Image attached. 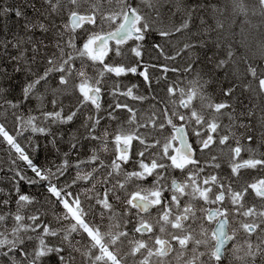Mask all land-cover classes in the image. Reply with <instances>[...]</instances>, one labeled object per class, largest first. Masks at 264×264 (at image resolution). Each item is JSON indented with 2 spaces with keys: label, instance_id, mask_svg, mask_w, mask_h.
<instances>
[{
  "label": "flooded vegetation",
  "instance_id": "flooded-vegetation-1",
  "mask_svg": "<svg viewBox=\"0 0 264 264\" xmlns=\"http://www.w3.org/2000/svg\"><path fill=\"white\" fill-rule=\"evenodd\" d=\"M93 13L94 12L90 11L84 14L93 15ZM72 14L73 12H71L69 16ZM111 14L106 16L105 21ZM58 15L59 14H56L55 16L58 17ZM94 15L97 16L96 13H94ZM97 18L100 19L98 16ZM93 22L94 20L85 21L75 29L70 28V31L73 33L79 32L82 28L86 27L88 23L92 24ZM135 29L139 31L140 34L146 31L145 28L142 27L140 17L135 24ZM70 31H68L69 39ZM149 33L147 38L145 34H142L130 39L124 44L111 42L110 49L112 48L113 51L109 49V51L103 54L95 53L92 44L87 51L92 58H97V55L99 56V59L95 60V62H93L92 59L87 60L89 67L86 69L90 74L95 70L90 68L94 63L100 64L112 57L109 52L115 55L119 54L124 57V59H126L125 55H127V59H130V61H120L123 67L119 71L126 70V72L105 75L104 78L97 83L99 96L95 99L82 98L80 102L78 101L82 104L81 108L75 113V118L77 116V119H79L78 115L81 113L84 115L83 119H88L91 125L89 139L92 140V143L88 153V176L90 178L87 183L91 185L92 189H89L90 191L85 193L86 197L84 196V199L87 201L82 202V206L79 210L77 208V210L78 217L83 218V226H91L92 229L90 233L92 235H94L95 232L98 233L96 241L99 242L94 243V240L88 237V239L92 240V244H88L87 247L94 251L102 250L101 247H105V250H109V245L106 243L109 239L106 232L110 231L107 227V221H112V223L116 224V232L112 231V236L115 233H119L120 235L123 233L124 236H129L124 238L122 247L116 251L117 253L109 251L111 257L117 259L118 264L162 263L163 260L172 258L177 251H181V244L177 247L174 244L175 241L168 237L162 239L159 237L158 241L152 242V236L154 234L153 229H155L152 222L158 215L161 218L170 220L169 223L173 230L183 233L191 232L193 236L190 238L188 245V249L191 250V255L189 252L185 253L181 251L183 255L181 259L177 261L173 260L171 264H236V257L235 254L231 252V249L240 244L241 240H251L252 238L254 240L259 239L257 237L255 238V236H250L246 232V228L249 227L253 221H257L258 218H253L245 214V211H248L251 205H254V207L257 206L253 201L252 194L256 199L257 196L260 198L263 197L262 195L259 196L257 191L259 192L260 189H263L264 186H262V183L264 179H258L255 184H252V172L251 175L246 174L244 176L243 172L238 171V174H236V172H233L231 169L235 168L234 162L238 157H241L243 161H259L262 166L261 168H263L264 158L260 155L259 150H263L264 153V140L261 138L262 144H256L257 138L252 128L251 121V119L255 121L254 118L248 120L238 116L240 115L241 108H232L227 111L230 104L225 98L227 96L226 86L210 82L180 83V81L183 80V74L181 68L176 66L179 77L177 76L175 81H179V87L181 88L173 92L172 87H170L169 93L165 94V96L159 100V104L165 107V104L170 101L175 108L179 109L180 114L178 115V112L173 110L167 115H146V118L152 117L155 122L160 123L159 127L161 131L164 130L165 133H169V135L173 137L172 149L169 150L167 158V166L171 170V172L168 171V177H171L172 180L171 187H168L169 191L163 196V201L162 197L159 196V203H156L154 200L155 197L152 195L150 196L147 193L146 195H136L131 191V186L133 185L131 184V179L136 180L132 182H142L141 180L144 179L146 180L145 182H149L152 177L145 176L142 178L136 176L135 173H133L134 176H131L126 173V168L123 166L126 164L129 167H134V163L138 161L140 157V153L137 152V145H144L147 141H138L136 144L137 138L131 136L129 138H131L132 143L126 146L119 147L118 140L111 142L117 129V120L121 119L118 118L121 114H118L119 111H116V107L112 102L114 98L118 97L117 109L122 111H127V104L130 103L138 102L135 106L148 103L147 99L144 101V99L136 98L135 93H132V91H137L135 86L140 84L149 87L152 86V70L150 69L145 79L141 78V68L148 66V60L142 56L141 52L140 58H131L130 46L133 43V47L139 49L140 45L134 42L140 41L141 39L144 41L146 38L142 46L143 51L145 45H147V47L151 45L155 50L154 44L159 41L160 37H158L154 31H150ZM99 36L100 35L95 36L92 42ZM154 52L155 51H153V53ZM120 56L116 58L117 62H119ZM177 58L179 59V57ZM172 59L174 60L171 56H166V60L169 62H172ZM77 61L84 63L80 58H77ZM59 62H61V58H58L56 64ZM172 66L175 65L171 63V67ZM172 69H168L170 73L173 72ZM95 73L97 74V72ZM168 76L169 79L167 84L170 86L176 85V83L173 84L169 81L172 80L171 75ZM55 78L57 81L55 80L56 83H54L59 86V77L55 76ZM105 79L110 80V82H105ZM78 80L79 77H77L76 81ZM223 86V91H221V87ZM260 86L264 87V84ZM257 87L256 91L258 92V97H264V89L260 88L259 85H257ZM143 88L147 89L145 86ZM119 89L127 91L126 93H120ZM114 90H117L121 95L117 94L116 97L115 94L112 93ZM89 91L90 90H88L86 96H88ZM155 97H153L154 101H156ZM165 109L167 112L169 111L168 108L165 107ZM189 115H195L196 117L193 121H187ZM245 116H251V114H245ZM110 121L114 122L112 130L108 129V122ZM128 121L130 125L126 128L131 130L133 129L132 123L135 121L132 119ZM194 122H197L196 127L194 126ZM76 123L79 122L77 121ZM86 128L89 132L90 126ZM179 128L182 129L183 135H187V152L191 157H185L176 151L179 145L176 130ZM110 142L111 144L113 143L111 153L104 146L108 145ZM94 144L97 146L96 148ZM100 147L105 151L103 152ZM93 150L101 151L105 155L93 156ZM136 155L138 157H136ZM149 155L152 158L154 157V155ZM140 162L146 163L143 158L140 159ZM109 166L113 167V169ZM241 166L242 164L240 163L239 170L242 169ZM228 171H230V174ZM210 172L215 173L216 176H210ZM260 172L263 175L261 169ZM219 173L225 174V177L219 179ZM122 174H124L125 177L129 175V178L122 180ZM56 175L58 176L59 173L57 172ZM183 181L186 182V185L188 184L191 188H196L199 191L200 207L202 209L201 213L197 212L199 209L185 205L184 196L187 186L184 188L182 187ZM175 185H177L176 188H174ZM119 188L122 190H119ZM237 190H239L238 194L236 193ZM96 193L99 194L98 197L93 198L96 197ZM233 194L236 195V197H233ZM177 195H180L179 199H177ZM89 197L92 198V203L89 201ZM136 197L153 201L154 208L143 212L140 207H137L133 202V199ZM87 202L92 204L87 205L90 206V209L86 206ZM235 202L240 204L239 213H235ZM182 204L187 207V214L181 211ZM163 207L168 210V213L164 212L165 210L163 211ZM84 208L86 209V215L83 217ZM261 209H263V206H261ZM97 214H102V219H105L104 224L99 225L94 222L93 219ZM209 216L213 217V219L208 218ZM221 217H224L223 219L226 220L228 234H231L233 238L230 239L226 245L223 257L221 259H214V241L212 240V243L207 242L206 238L212 237V233L211 231L209 232L208 226L210 225L213 227L215 222ZM177 218L181 226L173 227L172 221ZM261 225H263V223H261ZM201 234H203L202 240L200 238ZM148 237L149 243L142 242ZM165 240L170 244V252L168 254H161L160 251ZM98 245H101V247H98ZM87 250L85 255H87ZM252 252L260 255L261 259L264 260L262 246L260 249H253ZM188 256L189 258H187ZM81 257L83 258V255H81ZM244 257L250 262L247 253H244ZM92 258L97 260V256H92ZM64 264L73 263L67 260Z\"/></svg>",
  "mask_w": 264,
  "mask_h": 264
},
{
  "label": "trees",
  "instance_id": "trees-1",
  "mask_svg": "<svg viewBox=\"0 0 264 264\" xmlns=\"http://www.w3.org/2000/svg\"><path fill=\"white\" fill-rule=\"evenodd\" d=\"M42 1L0 0V118L12 134L15 132L16 137L26 138V141H23L24 145L21 142L18 143L28 155V159L22 158L10 144L0 139V253L3 255L0 256V262L2 257H7L11 252L14 255H19L17 258L25 257L27 264H61L64 259H68L70 252L79 255L80 244L84 242L79 231H77V239L72 242L69 230L65 229L69 219L62 202V198L65 196L74 193L85 195L90 191L89 189H92L91 185L87 183L88 180L84 181L89 169L87 159L92 143V140L89 139L91 131L86 120L82 125L76 123L77 116L75 118V113L78 112L82 104H75L72 98L71 102H66L65 105L61 102V107L64 106L63 109L52 113L54 108L50 104L49 95H47L43 97L46 99L44 109L40 113L30 102L28 94L34 90V87L41 88V92L45 93L42 90L43 82L50 71V74L53 73L52 69L54 76L50 85H55L57 81L55 76L58 73L56 68L59 67H57L58 63L54 67V63L63 55L66 58V63H62L60 68L68 70L74 75L84 76V72L78 69V66L75 65L77 63H74V61L77 62V58H73V53L76 54L83 50L86 44L85 34L80 31L76 33L70 31L69 40L75 42L72 45L69 42L67 45L64 41L68 37L65 32L69 26L68 17L66 19L65 15L63 18L54 19L49 6ZM218 2V0H194L183 5L177 4V6L188 12L185 19L190 18L187 30L196 35L193 42L201 44L200 40L204 41V36L201 34L204 32L211 36L208 38L209 41H213L212 38L220 39L219 48L214 47L212 51V45L208 46L202 54V66H205L206 73L221 79L223 78L221 72H224L227 78H234L236 77L233 75L234 66L243 58V54L241 56L234 55L232 50L224 46L226 41H222V38L225 37L215 34L217 31H214L211 26L208 16L209 8L218 6L220 3ZM220 6L222 7L221 3ZM194 15L195 17L191 21ZM190 22H192V26ZM149 34L147 30L146 38ZM158 37L160 36L158 35ZM165 37L166 35H161V38ZM151 49L155 51L153 48ZM210 52L216 56V59H209V56L212 57L211 54H208ZM200 54L201 51L194 55ZM178 55L182 57L185 54H181L179 51ZM80 58L84 59V56L81 55ZM113 61L116 60L110 59V62ZM212 61L214 63L211 65ZM219 61H221L220 64L228 63L227 69L221 66L216 70L213 65ZM177 62L178 58L174 57L172 63L175 65ZM49 65L52 69L49 68ZM82 67L85 69L84 66ZM252 70L253 68H249L248 73ZM61 77L58 81L63 85V82H60ZM222 82L224 83V81ZM229 83H219L226 86L227 96L225 98L230 104L227 111L232 108H241L240 115L251 114L253 117L256 116L255 113L264 112V102L252 101L251 104H247L243 95L238 94L239 88H235V84L241 83V81H235L231 85ZM224 86L221 87V91ZM28 88H30L29 91H27ZM74 94L78 98L77 93L74 92ZM164 96L156 98L158 108L159 100ZM55 98L58 99L59 95H55ZM240 104H242L241 107ZM33 109L36 111L32 112ZM72 112L74 113L73 120L69 121ZM118 114L121 113L118 112ZM65 118L69 122H66ZM58 120L62 124L54 126L53 124ZM108 124V129L112 130L114 122L110 121ZM83 126H87L89 132ZM262 138L264 140V136ZM85 141H88V145ZM84 147H87V150H82ZM94 147L97 146L94 144ZM259 152L264 158L263 150H259ZM263 169L264 167L261 168L262 171ZM164 195L162 193L161 196ZM21 197H26L28 203L31 201L27 204L28 208L26 205L16 207ZM15 208L16 211H14ZM29 212L34 213L28 214ZM17 217L22 223L19 228H17ZM93 220L99 225L105 223L102 214H97ZM24 227L28 228V231ZM43 228L48 232L42 231ZM36 242L42 249L41 251L35 247ZM24 249L30 250L29 255L23 252ZM36 256L39 259H35ZM248 262L246 257L236 259V264H248ZM249 264H264V260L260 255H257L250 259Z\"/></svg>",
  "mask_w": 264,
  "mask_h": 264
},
{
  "label": "rangeland",
  "instance_id": "rangeland-1",
  "mask_svg": "<svg viewBox=\"0 0 264 264\" xmlns=\"http://www.w3.org/2000/svg\"><path fill=\"white\" fill-rule=\"evenodd\" d=\"M194 0H143L146 4H142V8H139L136 6L134 8L135 12L139 14L140 17H143L144 22L149 30H153L154 32H158L160 35H166L165 38H159V41L156 42L155 45V52L153 53L152 47L145 45L144 47V54L143 57L147 58L148 63L147 67H144L147 69L148 73L150 72V69L152 70V86L149 87L147 85H137L135 86L137 91H132V93H135L136 98L144 99V101L147 99L148 103L145 105H139L138 102L127 104V111H122L117 109L118 104V97L117 90L112 91L113 94L117 98H114L112 101L113 104L116 107V111L121 112V115H119L118 118H121L120 120H117L116 124V132L114 133V136L111 140L113 142L114 140H118V146H126L132 143L131 136H135L137 138L136 144L138 141L146 142L144 145L138 144L137 145V152L140 153V157L143 158L146 163L140 162V160L136 161L134 163V173L136 176L145 177V176H151L152 179L149 182H145L146 180H141L142 182H132L135 179H131V191L133 194L138 193L140 188H147L151 181H157V183H154L151 188H148V190H142L138 194L146 195L149 194L150 196L155 197L156 203L160 202L159 195L162 191L164 194L169 191L165 187L160 189V186L158 183L171 187V177H168V171L171 172L169 167L167 166V158L169 155V150L172 149V138L169 133H165L164 130L161 131L159 125L160 123L155 122L152 117L146 118V114L148 115H154V114H162L167 115L170 113V111H177L178 115L180 114V111L178 108H175L172 104V102L168 101V103L165 104V107L169 109L167 112L165 107L159 104V108L157 107L158 101H154V98H158L159 96H164L165 94L169 93L170 87H172V91H178L181 87H179V81H175L177 79V69L176 66L181 68L182 74H183V80L180 81V83H196V82H210V83H222L225 84L227 82H230L229 84H234L235 81H241V83L235 84V88H239L238 94L242 97H244V100H246L247 104L251 103L252 101L264 102V97L259 98L257 90V85L260 86V83H264V0H218L222 7L220 6V3L218 6H211L209 9L210 14L208 15L210 17L211 26L213 27L214 31H217L215 34H217L219 37L224 36L225 38H222V41H226L224 44L225 47H228V49L233 51L234 55L241 56L243 54V58L238 61L234 66V72L233 75L236 77L227 78L226 73L221 72L223 74V78L219 79L217 76H209L207 74L205 66H202V54L205 52V50L208 48V46L212 45V51L214 47L219 48V40L216 38H212L213 41H209L208 38L211 36H208L207 33H203L201 35L204 36V41H201V44H197L193 42L194 37L196 35L191 34L190 30H187L188 27H183V23L186 22L189 19H185L188 15L187 10L183 8H179L178 5H183L187 2H191ZM44 4L49 6L52 17L55 19H60L65 17L66 19L68 16V13L72 11L73 13H78V11H89L96 13V15L103 21H105L106 16L112 13V9H121L124 5L123 0H43ZM46 2V3H45ZM49 2V3H48ZM108 6L110 7L109 11H104V7ZM127 7L124 8L127 9ZM64 9V12H63ZM149 10V11H148ZM150 11L152 13H150ZM58 17L55 16L58 14ZM124 12V11H123ZM185 12V13H184ZM117 13V11H115ZM125 14V13H124ZM124 16V15H123ZM192 17L191 21H193ZM114 18V17H113ZM111 19V18H110ZM110 19L107 22V25L113 24ZM179 19V20H178ZM185 20V21H184ZM192 26V22H190ZM65 25V24H64ZM66 26V25H65ZM183 28H186L183 29ZM191 29V28H190ZM212 29V28H211ZM220 29V31H219ZM66 34L68 35V31L65 29ZM93 38L87 43L86 47L89 49V46L92 43ZM66 44L68 45L69 42L70 45L73 44V40H69V37L65 39ZM135 43H138L140 45V41H136ZM232 45V46H231ZM223 46V45H222ZM180 50L181 54H185L182 57L178 55ZM133 53V58L138 55V52L135 50H131ZM201 51L200 55H194L197 52ZM162 52V53H161ZM71 54V53H70ZM211 54L212 57L209 56V59L211 60L216 59V56L212 54L211 52L208 53ZM73 58H78L75 52L73 53ZM166 56L179 57L178 62L175 63V66L171 67V63L174 61L172 59V62H169L166 60ZM61 62L58 63L57 72L60 71L59 75H56L57 77L65 76L67 78V83L65 85H50L51 79L54 76V70H52V74L49 72V77L47 76V80L45 83L43 82L44 87H42V90L45 91V93L41 92V88L37 89V87H34V90L29 93L30 102L34 105V107L38 109H44V103L45 99H43L44 96L49 95L50 97V104L53 106L54 111H58L59 109H63L61 105H65L66 102H71V99L73 102L75 101V104H79L78 100H74V98H77L74 94V92L77 93V95L80 94H87L89 88L87 87V83L81 82L77 85L75 83L77 82V77H80L77 75H74L73 73L69 72L68 70H63L60 68L61 64L66 63L65 56H61ZM124 59L125 61H130V59H127V55H125ZM151 59V60H149ZM58 60V59H57ZM54 63V67L56 66V62ZM237 61V59H236ZM201 63V64H200ZM214 62L212 61L211 65ZM221 61H219L217 64H214L213 66L215 69L223 68L227 69L228 63L220 64ZM52 64V63H51ZM177 64V65H176ZM262 64V65H261ZM50 69L51 65H49ZM169 68H173V72L170 73L168 70ZM249 68H253V70L248 73ZM254 72H257L256 74H253ZM218 73V72H217ZM219 72V75L221 74ZM171 75L172 80H169L171 83H176V85H168V79ZM179 77V76H178ZM226 77V78H225ZM179 79V78H178ZM53 81V79H52ZM110 82V80H106L105 82ZM224 81V83L222 82ZM40 82V81H39ZM38 82V84H39ZM118 83V82H117ZM120 84V83H119ZM40 85V84H39ZM37 85V86H39ZM146 87L147 89H144L143 87ZM30 87V86H29ZM73 87L75 90L73 91ZM179 87V88H178ZM30 88L27 89L29 91ZM133 89V88H132ZM135 90V89H133ZM127 90H124L123 92L126 93ZM54 93V95H52ZM13 94V93H12ZM242 94V95H241ZM55 95H59V98L56 99ZM121 95V94H119ZM26 98L27 95L25 94ZM154 101V102H153ZM61 102H63L61 104ZM78 102V103H77ZM67 103V104H68ZM78 106V105H77ZM242 104H240V107ZM36 111L35 109L32 110V112ZM9 114V112L7 111ZM196 114V113H195ZM256 116H245V114L238 115L241 116V118H246L250 120L251 118H254L255 121H252V128L254 129L255 135H256V144L260 145L262 144V136L264 135V112L255 113ZM135 115V116H134ZM79 119L76 121L79 122V124L85 123L86 119H83L84 115L79 114ZM195 115H189L187 117V121H193L195 118ZM44 118V117H43ZM129 119H132L135 121L132 123L133 129L128 130V126L130 125ZM44 122V120L42 119ZM63 121V120H62ZM9 122V121H8ZM169 123V122H168ZM168 123H162V124H168ZM62 124L61 122L56 121L53 125L58 126ZM78 124V125H79ZM86 125V124H85ZM88 126H90L87 123ZM119 126V127H118ZM165 126V125H164ZM163 126V127H164ZM194 126H197V122H194ZM87 127V126H86ZM127 127V128H126ZM9 129L4 125L0 118V133L4 136L6 140H10L9 135ZM130 132V134H129ZM1 139V138H0ZM66 139V138H65ZM171 140V143H170ZM82 143L84 141H81ZM88 142V141H87ZM85 141V143H87ZM111 142L108 145H104L106 149L112 152V145ZM170 143V144H169ZM166 144V145H165ZM88 145V143H87ZM20 145L13 143L12 141V147L14 150H16L23 158L27 159V156L25 155V152L22 150ZM100 149L104 152L105 150L100 147ZM82 150H87V147H84ZM261 150V149H260ZM93 156H104L105 154L98 150L92 151ZM136 154V153H135ZM154 155V157H150V155ZM136 157H138L136 155ZM129 158V157H128ZM240 163L242 164L240 172L244 173V176L246 174L251 175L252 172V184H255V182L258 179H264V169H263V175L260 172L261 164L259 161L256 160H241V157H238L235 162L234 166L235 168L240 167ZM264 164V161H263ZM119 166V165H118ZM159 166L162 174L159 177H154L153 175H158L159 172H152V170ZM113 169V167L109 166ZM117 167V166H116ZM168 167V168H167ZM252 167V171H251ZM167 168V170H166ZM233 172H235L234 168L231 169ZM230 170V171H231ZM230 171L229 174H230ZM238 174V172H236ZM129 175L134 176L133 173H130ZM129 175L125 177L124 174L121 175V179H128ZM210 176H216L215 173L210 172ZM218 178H224L225 174L219 173ZM135 178V177H134ZM238 179V177H237ZM136 181V180H135ZM230 182V181H228ZM235 183V182H234ZM185 190V196H184V203L188 207H193L195 209H199V213L202 212V209L200 207V193L196 188H191L188 184L186 185V182H182V187H186ZM119 190H122L119 188ZM239 193V190L236 192ZM97 198L99 194H95ZM94 195V196H95ZM86 197V195H85ZM233 197H236V195L233 194ZM180 198V195H177V199ZM255 200H259L261 202H264V198H260L257 196H254ZM92 198L89 197V201H91ZM87 200H85L86 202ZM259 204H256L258 207L261 206L260 202ZM21 202V203H20ZM20 202L17 204V208L26 205V208L29 207L28 199L26 197H21ZM245 202V200H244ZM91 203L87 202V205H92ZM77 204L71 206L70 202L66 204L69 211H72ZM88 209H90V206H87ZM165 210V211H164ZM187 208L182 209L183 212H186L187 214ZM189 210V208H188ZM16 211V208L14 209ZM163 211L168 213V210L163 207ZM34 212H29L28 214H33ZM235 213H237V210L235 209ZM258 210L251 205L248 208V211H245V214L252 216L253 218H257ZM20 218L17 217V228L22 226ZM170 220L161 218L158 215L156 216V219H153L152 224L155 225L154 234L152 236V242L158 241L159 237L161 239L163 237H168L174 240V244L179 247L181 244V251L182 252H189L191 255V250L188 249L189 240L191 237V232H180L175 231L170 225ZM26 223V222H25ZM115 223H112V221H107V227L109 230H115ZM173 227H179L181 224L178 222V218L174 221H172ZM189 226V225H187ZM190 227V226H189ZM25 228V227H24ZM26 231H28V228H25ZM48 232L45 228L42 229V231ZM189 231V230H188ZM116 232V231H115ZM44 233V232H43ZM71 235V233H69ZM119 233H115L111 238L108 239L107 245H113L117 250L122 247V244L124 242V238H127L129 236H124L122 233L123 238L121 236H118ZM257 238L260 237V235L257 233L255 235ZM203 234H201V240H202ZM255 237V238H256ZM207 242L211 241V238H206ZM142 242H148L149 243V237L145 238ZM257 244H259V241L257 239V242H254L252 246L248 242V240H241L240 244H238L236 247L234 246L231 249V252L235 254V257H244V253L253 254L252 250L258 249L255 247ZM251 246V247H250ZM35 247L38 251H41L39 244L36 242ZM112 247H109V250H105V247L102 248V250L94 251L90 253L89 255V261H91L92 256H97V260H100V264H110L108 259H106L104 256L109 254V251ZM183 249V250H182ZM190 250V251H189ZM181 251H177L175 255L172 258H167L163 260V262L157 264H171L172 261H177L181 259L183 256L181 254ZM24 253H27L29 255L30 250L24 249ZM237 252V253H236ZM77 253V252H75ZM2 253H0V256ZM19 255H14L13 253L9 252L7 257H2L0 264H27V261H25V257L20 259L17 258ZM23 257V256H21ZM250 257V256H249ZM189 258V256L187 257ZM35 259H39L36 258ZM68 259L73 264H88L87 261L79 256L78 254H74L73 252L69 253ZM152 259V258H151ZM38 261V260H37ZM41 261V260H40ZM155 262V261H154ZM155 263V264H156ZM94 264V263H89ZM114 264H118V261L114 260ZM133 264V263H132Z\"/></svg>",
  "mask_w": 264,
  "mask_h": 264
},
{
  "label": "water",
  "instance_id": "water-1",
  "mask_svg": "<svg viewBox=\"0 0 264 264\" xmlns=\"http://www.w3.org/2000/svg\"><path fill=\"white\" fill-rule=\"evenodd\" d=\"M136 15L133 13H128L125 22L123 25L116 31L111 32L109 34L104 35L103 37H100L98 41L95 43L98 45L99 50H105L108 47V43L112 39H117L119 42H125L131 35H135L133 31V22L136 19ZM72 24H78L79 19L77 16H72L71 18ZM179 147L177 152L183 156L191 157L189 156V153L187 152L188 143H187V135H184L183 138L179 141ZM135 204L140 206L141 204H146V209H150L153 205L152 203L142 200V199H135ZM214 235L215 239L217 241L216 245V251L215 254L219 257L220 254H222V250L226 243L228 242L229 238L226 239V225L225 221H219L214 229ZM169 245L167 243L164 244V249L162 250V253H167L169 251Z\"/></svg>",
  "mask_w": 264,
  "mask_h": 264
},
{
  "label": "bare ground",
  "instance_id": "bare-ground-1",
  "mask_svg": "<svg viewBox=\"0 0 264 264\" xmlns=\"http://www.w3.org/2000/svg\"><path fill=\"white\" fill-rule=\"evenodd\" d=\"M123 3H124V5L122 6V8L121 9H118V8H116V9H112V14L108 17V19H106V21H108L110 18H117V17H119V16H121L122 14H123V11H124V8L125 7H127V6H132V7H136V6H138L139 8H142V4H146L145 2H143V0H123ZM110 10V7H108V6H105L104 7V11H109ZM115 11H117V13H115ZM149 11V10H148ZM72 11H70L69 13H68V16H69V14L71 13ZM150 13H152L151 11H150ZM74 14V13H73ZM93 15H94V13H93ZM67 16V17H68ZM139 20V18H136L135 19V21H134V29H133V31H134V33L136 34V35H140V32L139 31H137L136 29H135V24H136V22ZM140 20H141V22H142V27L143 28H145V30H148V32H150V31H153V30H149L148 29V27L146 26V24H145V22H144V19H143V17H140ZM81 24H69V26H70V28L71 29H75V28H77V27H79ZM69 26H68V28L66 29L67 31H70V28H69ZM183 27H189L188 26V20L186 21V22H184L183 23ZM183 29H186V28H183ZM118 30V29H117ZM69 33V32H68ZM156 34H158V32H156ZM160 37H161V35L160 34H158ZM110 42H119L117 39H112V40H110ZM141 54H142V56H143V54H144V51H143V47H142V51H141ZM123 55V54H122ZM262 65V64H261ZM141 67H143V66H141ZM57 69V68H56ZM53 70V69H52ZM252 73V72H251ZM257 72H254L253 74H256ZM60 74V71L58 70V73H56V75H59ZM149 74V73H148ZM80 78V77H79ZM46 80V79H45ZM45 80H44V82H45ZM142 81V80H141ZM262 84H264V83H260V85H262ZM261 88H263L264 89V87H262L261 86ZM176 134H177V139H178V141H180L182 138H183V131H182V129H177L176 130ZM180 143V142H179ZM175 186H177V185H175ZM140 209L143 211V212H145V211H148V209H146V204L145 203H143V204H141L140 206ZM222 221H225L226 222V220L225 219H223ZM153 226H155L154 224H152ZM154 230V229H153ZM73 233V231L71 232V234ZM163 238H165V237H163ZM166 241V240H165ZM72 242H73V240H72ZM167 242V241H166ZM67 260H69V259H64L63 260V262L61 263V264H64Z\"/></svg>",
  "mask_w": 264,
  "mask_h": 264
}]
</instances>
